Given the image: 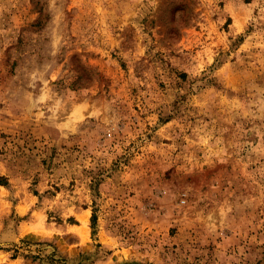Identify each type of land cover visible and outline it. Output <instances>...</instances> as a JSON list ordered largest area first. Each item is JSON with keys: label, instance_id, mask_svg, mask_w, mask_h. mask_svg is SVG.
<instances>
[{"label": "rangeland", "instance_id": "rangeland-1", "mask_svg": "<svg viewBox=\"0 0 264 264\" xmlns=\"http://www.w3.org/2000/svg\"><path fill=\"white\" fill-rule=\"evenodd\" d=\"M0 264H264V0H0Z\"/></svg>", "mask_w": 264, "mask_h": 264}, {"label": "crops", "instance_id": "crops-1", "mask_svg": "<svg viewBox=\"0 0 264 264\" xmlns=\"http://www.w3.org/2000/svg\"><path fill=\"white\" fill-rule=\"evenodd\" d=\"M73 227H78V225H71L69 226V228H73ZM66 234L70 237L69 239H72V245L75 247H83L84 245H87L89 241H91L90 238V232H88V234H86V236H82L81 234L78 233V231L76 232H72V234L69 233L68 230H66ZM87 233V230H86ZM88 238V240H87Z\"/></svg>", "mask_w": 264, "mask_h": 264}, {"label": "bare ground", "instance_id": "bare-ground-1", "mask_svg": "<svg viewBox=\"0 0 264 264\" xmlns=\"http://www.w3.org/2000/svg\"><path fill=\"white\" fill-rule=\"evenodd\" d=\"M83 222H85V219H83ZM80 230H82L80 233H81V235H84L85 234V231H84V229H80Z\"/></svg>", "mask_w": 264, "mask_h": 264}]
</instances>
